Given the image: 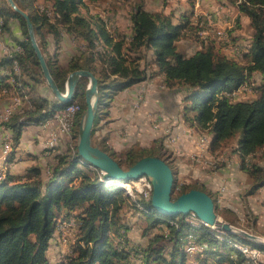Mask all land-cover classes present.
Masks as SVG:
<instances>
[{
    "label": "trees",
    "instance_id": "16d2710c",
    "mask_svg": "<svg viewBox=\"0 0 264 264\" xmlns=\"http://www.w3.org/2000/svg\"><path fill=\"white\" fill-rule=\"evenodd\" d=\"M14 1L29 13L39 48L61 92L65 91L68 74L74 70L90 71L97 78L98 110L92 135L114 94L161 75L166 90L181 94L183 121L208 136L212 152L227 141L237 140L235 154L239 168L250 180L247 195L264 186V165L248 164L258 153L264 159V0H233L253 30L248 51L243 53L244 63L216 50L209 37L202 39L200 48L192 54L179 52L176 42L184 35L185 24L174 23L170 14L147 11L142 2L131 13L130 34L119 37L97 15L82 14L86 2L97 0ZM39 3L43 4V10ZM12 21L17 22L21 38H11V45H19L22 52L0 57V68L11 70L16 62L19 74L12 73V83L7 75L0 74V99L10 102L15 95L19 99L27 96L28 101L27 106L17 109L1 124L11 133L14 149L25 126L41 124L68 104L60 103L50 89L52 99L36 93L37 85L47 83L31 47L25 20L8 7L6 0H0V34L12 36ZM64 35L82 47L62 66L58 63V50ZM254 76L258 77L253 87L254 98L235 101V96L227 95L253 83ZM87 84L88 80L81 78L76 85L71 103H77L79 110L73 124L72 144L57 154L48 177L44 178L40 168L33 166L23 178L6 173L0 181V264H49L47 250L56 231L60 245H71L61 264H130L129 258L134 256L125 250L130 245L129 226L121 221L125 207L136 211L138 218L146 219V231L164 227L167 232L149 240L145 248L133 249L134 255H141L143 264H185L186 238L191 234L198 248L201 244L202 253L211 254L215 264H252L239 250L228 246L229 241L251 245L263 252L264 246H255L237 235L220 234L199 222L192 224L186 220L187 216L160 215L151 206V194L136 193L138 197L133 198L120 185L104 183L101 172L78 156L76 143ZM14 91L19 94H13ZM100 148L124 170L146 156L161 158L150 146L129 149L121 154L125 166L104 142ZM190 189L204 191L199 184L180 187L174 176L173 191L178 190L177 195ZM208 194L216 204L214 196ZM58 219L74 221V227L67 230V233L74 231L73 242L66 239L67 233L63 235L58 230ZM160 241V246L153 247ZM230 253L236 257L230 259ZM207 259H203L204 264H210Z\"/></svg>",
    "mask_w": 264,
    "mask_h": 264
},
{
    "label": "rangeland",
    "instance_id": "374dc122",
    "mask_svg": "<svg viewBox=\"0 0 264 264\" xmlns=\"http://www.w3.org/2000/svg\"><path fill=\"white\" fill-rule=\"evenodd\" d=\"M140 2L143 3L144 8H147L149 11H153V13H169L172 15L174 22H177V24H185V29L183 31L184 35H182L180 39L176 42L179 52H182L185 55H190L195 52L198 48H200L202 39H206L207 37H209L211 42H213V46L216 50L224 52L228 56L240 60L244 63L243 53L248 51V45L252 37V28L249 24V20L247 19V17L239 13L238 8L235 5L236 3L233 0H97L95 2H86V8L82 9V14L97 15L99 18L105 21L106 27L112 34L117 35L119 37H126V35L128 36L130 34L131 13L134 9V6ZM37 5L39 6L40 10L44 9L43 4L39 3ZM215 31L216 37L214 36ZM17 34H19V30L17 31ZM69 41L71 42V47L69 48L73 49V53H75V50H78L79 52L82 47L81 43L71 38H69ZM13 68L9 70L12 71ZM252 79L253 83H250L249 85H243L237 90L233 91L237 93L234 98L235 101H248L254 98L255 92L253 90V87L257 83L258 77L254 76V78ZM148 82L149 81H146L144 82V84L142 82L135 85L134 94H130L125 97V101L123 104H126L128 110L127 119L125 118L124 122L120 123V127L115 129L116 136L121 138V142H123L118 147L115 146L117 148V150L115 151V157L117 159H119L126 166L125 160L121 154L125 153V151L129 149L137 150L144 146H150V148H152L155 152L161 155L160 157L163 158L172 168L175 176V183L180 187L185 186L186 188H189L192 185L196 184L195 181L192 182L191 180V162L200 167L202 166V168L204 169L207 168V170L211 172H216L224 167L227 168V166L229 168L232 166H237L239 168V160L237 155L235 154V149L238 146L236 139H232L223 143L221 146L216 148L214 152H212V150L210 149V140L208 136L205 133L199 131L198 129L191 128L187 125L183 128L182 131H175V122L167 120V117L168 119H170V113L169 115L165 113V117L163 116V118L159 120L156 118L155 123H159L160 126L158 130L161 132V134L156 136V139H154V141H146L147 139L145 138V135H143V137L141 135L142 131H144L143 128L145 125H143L144 122L141 121V117L138 114L142 107L141 98L144 95L145 91L148 92L149 90H151L153 92V90H155L156 88L164 89L162 83L159 85L158 83H155V85H151V83ZM17 93V91L13 92V94ZM116 94L113 95V98L108 101L106 107L104 108L106 112H108L107 108L113 102L112 100L114 99V96ZM8 104H10V102L6 103L0 109V114L5 110L7 106H9ZM182 105H184V103H182ZM169 108L173 110L172 106H170ZM16 111L17 109L14 112ZM122 116H125V114H123ZM3 122H5V120L2 121V123ZM44 122H41V124H43ZM52 124L54 123L52 122ZM55 128L56 125L52 127L49 126L50 130H48V127L42 129L43 131L47 129L45 132L47 133L46 136H48L49 131L54 130ZM73 130L71 131V133H68V136L66 135V137L70 139V146L72 144L71 138L73 135ZM0 131L2 132V152H0V161H5L1 165L2 167L0 168L7 169L6 161L8 160V155L10 153L5 154L3 152V142L6 140L7 137H11V133L2 125H0ZM185 134L189 135L190 137L195 136L198 139L196 142V151L191 152V150H182L180 142L181 138H183ZM58 141L57 143H54L53 146L50 145L51 149L49 152H46L45 149V154H51L56 148ZM158 150H160V152H158ZM212 161H218L216 167L214 165L209 166L210 162ZM257 163L259 165H264V159L263 157H260V153H258L254 158L248 160V164L250 166H253ZM233 164H235L236 166ZM6 171L7 170H5V175L7 173ZM113 184L117 186L120 185V183ZM128 186H126L123 190L124 192L132 195L133 198L138 197L136 193H138V195H146L141 194L140 190L142 189V187L140 185L129 184ZM223 186L224 185H222V188H224ZM222 188L221 190H223ZM178 193V190L174 191V196ZM214 199L217 203L218 197L216 196ZM245 204L246 207L243 209L245 212L243 213L236 212V210L231 206H229V208H219L217 205L215 213L217 215L218 220L227 222L236 228H240L257 236H260L261 239L264 241V218L262 220L260 219V222H256L259 216L257 215L258 213H254L249 207V205L247 203ZM262 213L264 214V211ZM121 221L129 226L127 236L130 240V245H128L125 250H127V252H129L131 256H134V258H129V263L143 264V258L140 254L134 255L135 252L133 249L140 250L145 248L149 240H152L156 235L166 234V229H164V227L162 229L159 227H151L152 229L149 228L146 231V219H144L143 217L138 218V213L128 207L124 208L121 215ZM63 223H74V221L72 219H58V227L62 226ZM66 229L67 228H58V230L63 235L67 233ZM210 229L218 231L220 232V234L224 233L216 227ZM56 233L58 232L56 231ZM73 236L74 231L70 230L66 235V239L69 242H73ZM217 238L219 239L221 237L217 236ZM221 240L223 241L222 238ZM229 243H231V241H229ZM160 244H162V241L153 244V247L157 248L158 246H160ZM168 245L172 246L170 242H168ZM228 246L231 245L229 244ZM62 247L65 248L64 252H66L67 249L68 252L71 250V245L68 247ZM228 248L230 250V247ZM202 251L203 247L201 244L200 249L198 251L196 250L193 253L189 254L184 251L186 258L185 264H203V259L206 258L210 259L208 260L210 264H215L214 261L210 258L211 254L209 253L208 257H200L201 254H203ZM228 253L229 252L227 250L226 255ZM229 257L230 259H233L236 257V255L234 253H230ZM57 258V256H50V264H61L63 257L58 258V260Z\"/></svg>",
    "mask_w": 264,
    "mask_h": 264
},
{
    "label": "crops",
    "instance_id": "0c3cea01",
    "mask_svg": "<svg viewBox=\"0 0 264 264\" xmlns=\"http://www.w3.org/2000/svg\"><path fill=\"white\" fill-rule=\"evenodd\" d=\"M145 9L149 11L147 8ZM149 12H153V11H149ZM10 25L12 32L11 37L7 34H0V57L5 55L6 47L12 46L11 38H17V39L21 38L20 34H17V31L19 30L17 22L12 21ZM50 41L51 40H49L48 42L49 50L52 51L53 48H52V43ZM70 45L71 42L69 41L68 36L64 35L60 44V48L58 50L59 65L64 66L68 64L71 58L77 54L76 52H78V50H75V53H73V49L69 48L71 47ZM162 80H163L162 76L157 75L147 81H150L151 85L153 84L155 85V83H158L159 85L162 83ZM9 82L12 83L10 79ZM134 89H135L134 86L129 87L125 90L119 91L114 96V99L112 100L113 102L107 108L108 112H106V110L103 111V113L105 114L100 115V118L94 127V133L92 135L93 144H96V146L100 147V145H102L104 142L105 146H108L111 150L116 151L117 148L115 146L118 147L121 143H123L121 142V138L116 136L115 129L120 127L119 126L120 123L124 122L125 118L127 119L128 110L126 104L123 103L127 95L134 94L135 92ZM35 91L41 97L52 99V94L46 84L41 83L37 85ZM181 98L182 97L179 92L166 90L165 88L164 89L156 88L155 90H153V92L151 90H149L148 92L145 91L144 95L141 98L142 107L138 114L141 117V121L144 122L143 125H145L144 126L145 129L143 128L144 131H142L141 135L142 137L143 135H145V138L147 139L146 141L149 140L154 141V139H156V136L161 134V132L158 129L154 128L153 125L155 124L156 118L159 120L163 118V116L165 117V113H167V115H169L170 113L169 115L170 119H168L167 117V120L171 122L172 121L175 122V126H174L175 131L180 132L183 130L184 127L187 126V124H185V122L182 119L183 105ZM7 102L8 101L5 98H1L0 109ZM24 106H27V104L16 108L17 109L23 108ZM170 106L173 107V110L169 108ZM56 114L57 113H55V115L51 119H55ZM123 114H125V116H122ZM49 120H45V122ZM41 125L42 124H31L23 128L19 139V144L17 145V147L12 149L13 152L12 156L8 158V159L11 158L10 161H6V165H7L6 172L11 176H14L16 178H23L26 175L28 169H30L33 166H36L40 168L43 177L47 178L52 167L56 162L57 154H61L65 152L67 148L70 146V139L66 137V135H61L55 150L51 154H45L44 140L47 137L46 136L47 133L45 132L47 129L43 131ZM49 126L52 127L54 126V124L51 123ZM49 126H48V130H50ZM197 140L198 139L195 136L190 137L189 135L185 134L184 137L181 138V142H180L182 150L184 151L191 150V152L196 151ZM0 152H2L1 131H0ZM4 162L5 161H0V167H2L1 165ZM244 173L245 172L240 168H238L237 166L236 167L232 166L230 168L227 166V168L224 167L216 172H211L207 170V168L204 169L202 168V166L200 167L191 162L192 182L195 181L196 184L201 185L204 188V191L207 193H211L212 196H214V198L216 196L218 197L217 203L215 204L216 208L217 205L219 208H225V207L229 208V206H231L236 210V212L243 213L245 212L243 210L246 207L245 203H247L254 213H258L257 215L259 216L256 222H260V219L262 220L264 218V214L262 213L264 211V186L257 189L254 193L247 195V191L250 186V181L247 174ZM222 185H224L223 186L224 188H222ZM221 188L223 190H221ZM58 240H59L58 234L55 233V237H53V239L51 240L49 248L47 250V258L49 264H50L49 261L50 256L53 255L54 257L57 256L58 258L60 257L64 258V255L66 253L64 252L65 248L59 245ZM207 256L208 255L203 253L201 254L200 257H207Z\"/></svg>",
    "mask_w": 264,
    "mask_h": 264
},
{
    "label": "water",
    "instance_id": "95a60500",
    "mask_svg": "<svg viewBox=\"0 0 264 264\" xmlns=\"http://www.w3.org/2000/svg\"><path fill=\"white\" fill-rule=\"evenodd\" d=\"M6 3L13 12L24 18L28 38L38 59L43 77L47 86L60 103L68 104L72 102L79 80L81 78L88 80L84 92L85 110L78 129L77 153L82 160L101 172L104 183L128 182L145 176L151 184V206L158 214L164 216H185L193 212L208 227H216L224 233L245 238L253 242L255 246L264 245V241L260 236L236 228L227 222L219 221L215 213L214 200L207 192L200 189H190L174 198V175L165 160L155 156H146L137 160L127 170H124L107 152L94 145L92 142V130L98 110L97 78L90 71L74 70L68 74L65 82V91L61 92L39 48L29 13L22 10L14 0H6Z\"/></svg>",
    "mask_w": 264,
    "mask_h": 264
},
{
    "label": "built area",
    "instance_id": "2783aa9c",
    "mask_svg": "<svg viewBox=\"0 0 264 264\" xmlns=\"http://www.w3.org/2000/svg\"><path fill=\"white\" fill-rule=\"evenodd\" d=\"M223 35H224V32H223ZM214 36L216 37V31L214 33ZM5 50H6V55H12L14 53H19L16 50V45L11 46V47H6ZM0 72H6L7 76H9L12 79V71H8V69H5V68H0ZM148 83H150V81ZM236 94H237L236 92L227 93L228 96H236ZM8 105L9 106H7L5 110L0 114V125L2 124V121L8 120L9 114L12 113V110L14 108L25 105V104L19 100V96L13 95L12 100L10 101V104ZM68 109H70V107ZM68 109L57 111L55 119H51L47 122H44L41 125L42 128L48 127L52 122L54 123V125H56V128L54 130L49 131L48 136L44 140V146H45L46 152L50 151V143H57L60 135L68 136L69 130L72 126L70 124V120L68 117ZM153 126L154 128L158 129L160 125L159 123H155ZM11 150H12L11 137L10 138L7 137L6 140L3 142V152L7 154V153H10ZM217 162L218 161H212L210 162L209 166L214 165L216 167ZM0 178H5V171L0 176ZM136 184L142 187V189L140 190L141 194H146V195L151 194V189L149 188L148 180H141L140 182L134 183V185ZM73 227H74V223H63L62 226H59V228H67L66 231L69 230V228H73ZM250 255L254 261L258 262V264H264V256L260 254H256L255 252H251Z\"/></svg>",
    "mask_w": 264,
    "mask_h": 264
},
{
    "label": "bare ground",
    "instance_id": "6f19581e",
    "mask_svg": "<svg viewBox=\"0 0 264 264\" xmlns=\"http://www.w3.org/2000/svg\"><path fill=\"white\" fill-rule=\"evenodd\" d=\"M16 50L19 53L22 52V48L19 45L16 46ZM9 56H11V55H9ZM8 71H10V70H8ZM12 73L13 74H17V75L19 74V68H18L16 62H14V68L12 70ZM0 74L1 75H7L6 72H0ZM10 80L13 82L12 79H10ZM19 100L22 103H24V104H27L28 103L27 96H24L22 99H19ZM69 107H70V109H68ZM16 109L17 108H14L12 110V113ZM67 109H68V117H69V120H70V124L72 125L71 128H70V130H69V133H70V131L73 130V127H74L73 124H74V120H75L76 113L79 110V106H78L77 103H71L70 102V104L68 103V105L63 110H67ZM12 113H10L9 116H11ZM53 144L54 143H50L51 146H53ZM5 170H6L5 168H0V176L4 173ZM3 179L4 178H0V181L3 180ZM141 180H148V178L145 177V176H142V177H140L138 179L128 181V183H126V182H124V183L118 182V183H120L121 188L124 189L129 184H134L136 182H140ZM118 183H116V184H118ZM149 188L151 189L150 182H149ZM185 216H187L186 217V220L188 222L192 223V224H195V223L199 222L200 224H203L204 226L208 227L204 222H202L201 220H199L197 218V216L193 212H191V213H189V214H187ZM208 228H211V227H208ZM186 239H187V241H186L187 243H186V246H185V250H186L185 252H187L189 254V253H193L194 251H196V250L199 249L198 246H197V244H196V242H195L194 236L192 234L191 235H187V238ZM230 245L232 247L236 248L237 250H239L247 259H249L251 261L252 264H258V262L257 261H254L252 259L251 255H250L251 252H255L256 254H260V255H263L264 256V252L263 251H261L260 249L254 247V246H251V245H244V244H241L239 242H231Z\"/></svg>",
    "mask_w": 264,
    "mask_h": 264
}]
</instances>
